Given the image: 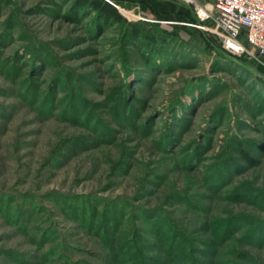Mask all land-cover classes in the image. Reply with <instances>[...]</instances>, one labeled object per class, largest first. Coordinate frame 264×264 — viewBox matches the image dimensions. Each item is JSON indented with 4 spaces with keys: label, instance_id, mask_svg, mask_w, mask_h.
<instances>
[{
    "label": "rangeland",
    "instance_id": "obj_1",
    "mask_svg": "<svg viewBox=\"0 0 264 264\" xmlns=\"http://www.w3.org/2000/svg\"><path fill=\"white\" fill-rule=\"evenodd\" d=\"M106 1L0 0V264H264V67Z\"/></svg>",
    "mask_w": 264,
    "mask_h": 264
},
{
    "label": "built area",
    "instance_id": "obj_2",
    "mask_svg": "<svg viewBox=\"0 0 264 264\" xmlns=\"http://www.w3.org/2000/svg\"><path fill=\"white\" fill-rule=\"evenodd\" d=\"M179 1L191 8L194 27L264 67V0Z\"/></svg>",
    "mask_w": 264,
    "mask_h": 264
},
{
    "label": "trees",
    "instance_id": "obj_3",
    "mask_svg": "<svg viewBox=\"0 0 264 264\" xmlns=\"http://www.w3.org/2000/svg\"><path fill=\"white\" fill-rule=\"evenodd\" d=\"M77 1H78V4H81V5L83 4L84 6H88L91 10L97 11L102 16V18H104L105 22H118L122 18L119 12L120 10L118 9V6H117L118 4L114 5L106 0H77ZM188 8H187L188 9L187 13L191 12L192 14V11L190 10L191 8L190 7ZM194 21L197 22L195 19ZM135 32L136 31H134V33Z\"/></svg>",
    "mask_w": 264,
    "mask_h": 264
}]
</instances>
